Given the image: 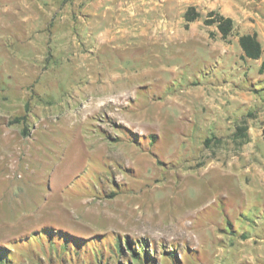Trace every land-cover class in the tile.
<instances>
[{"label": "rangeland", "instance_id": "374dc122", "mask_svg": "<svg viewBox=\"0 0 264 264\" xmlns=\"http://www.w3.org/2000/svg\"><path fill=\"white\" fill-rule=\"evenodd\" d=\"M91 8L0 0V264H264L263 152L232 137L262 147L235 102L261 61L207 12Z\"/></svg>", "mask_w": 264, "mask_h": 264}, {"label": "crops", "instance_id": "0c3cea01", "mask_svg": "<svg viewBox=\"0 0 264 264\" xmlns=\"http://www.w3.org/2000/svg\"><path fill=\"white\" fill-rule=\"evenodd\" d=\"M27 1V6L30 5L31 0ZM105 0H90L91 11L96 10L99 3H102ZM111 4L116 6H124V5H135L137 7H141V10H144L145 7H148L146 13L156 14V17H161L160 21L168 23V16L172 12L175 7L182 8V13L186 10L187 7L193 6L200 13L215 11L224 17H228L233 21V30L237 29L239 36L244 34H252L255 33L257 35V39L262 47V55L258 60H252L255 62L262 61L264 59V0H111ZM149 13V14H150ZM94 15V12H92ZM25 21H29V16L22 19ZM192 23L189 24V27ZM238 39V37H237ZM250 60V59H249ZM260 67V66H259ZM259 69V68H258ZM264 76L263 73L260 74ZM236 103H245L250 101L248 105V109H258L260 112V118L264 122V99H257L253 96L251 97H235ZM220 98V104L223 101ZM232 99V98H231ZM239 105V104H237ZM241 105V104H240ZM262 116V117H261ZM251 124L248 123L247 135L249 137L248 145L252 150V154L249 160L254 162L255 158L260 157L255 153L258 151V148L262 150V154L264 157V136L262 135V126L256 132V136L261 139L262 147H258L256 144L250 142V131ZM264 162V161H263Z\"/></svg>", "mask_w": 264, "mask_h": 264}, {"label": "trees", "instance_id": "16d2710c", "mask_svg": "<svg viewBox=\"0 0 264 264\" xmlns=\"http://www.w3.org/2000/svg\"><path fill=\"white\" fill-rule=\"evenodd\" d=\"M183 27L185 29L189 28V24L198 20L200 18V13L196 10L195 7L189 6L183 13ZM203 24L205 26L215 25L217 32L220 35L221 40L227 42L228 38L233 33V21L228 18L220 15L215 11H208L206 13V17L203 19ZM238 46L241 50V58L250 59V60H258L262 55V47L260 42L257 39V35L255 33L252 34H244L238 36L237 39ZM264 70V59H262L260 63V67L258 69V73L262 74ZM24 109L26 110V106L24 105ZM248 117H251V114H247ZM26 119L25 116H21L14 120V123H19L20 121H24ZM247 122L245 120V116L240 120L239 124L234 126V132L232 137L236 140H239L240 144L246 143L249 141V137L247 135ZM22 135L26 136V128L23 127L21 130ZM262 135L264 136V122L262 124ZM209 140L204 141V146H207ZM133 253V251H132Z\"/></svg>", "mask_w": 264, "mask_h": 264}]
</instances>
